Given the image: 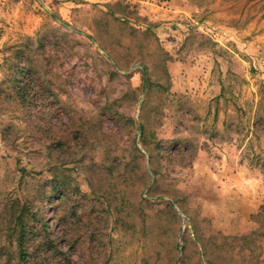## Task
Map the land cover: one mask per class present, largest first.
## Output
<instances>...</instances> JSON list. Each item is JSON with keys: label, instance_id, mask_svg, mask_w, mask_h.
<instances>
[{"label": "rangeland", "instance_id": "rangeland-1", "mask_svg": "<svg viewBox=\"0 0 264 264\" xmlns=\"http://www.w3.org/2000/svg\"><path fill=\"white\" fill-rule=\"evenodd\" d=\"M0 264H264V0H0Z\"/></svg>", "mask_w": 264, "mask_h": 264}, {"label": "trees", "instance_id": "trees-1", "mask_svg": "<svg viewBox=\"0 0 264 264\" xmlns=\"http://www.w3.org/2000/svg\"><path fill=\"white\" fill-rule=\"evenodd\" d=\"M23 201V200H22ZM21 202V201H20ZM17 204L14 203L13 206L10 207V216L11 219H15L17 225H19V238L18 242L21 247V251H23L24 243H25V235L27 233V229L29 227V223L25 221V219L32 218L33 214L28 213V208L24 205L17 212L15 207ZM25 251V250H24ZM24 254V253H23Z\"/></svg>", "mask_w": 264, "mask_h": 264}, {"label": "water", "instance_id": "water-1", "mask_svg": "<svg viewBox=\"0 0 264 264\" xmlns=\"http://www.w3.org/2000/svg\"><path fill=\"white\" fill-rule=\"evenodd\" d=\"M180 250H182V248H180Z\"/></svg>", "mask_w": 264, "mask_h": 264}]
</instances>
